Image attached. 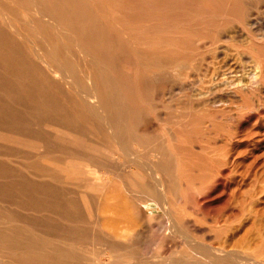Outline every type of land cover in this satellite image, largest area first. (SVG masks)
Masks as SVG:
<instances>
[{
	"label": "bare ground",
	"instance_id": "bare-ground-1",
	"mask_svg": "<svg viewBox=\"0 0 264 264\" xmlns=\"http://www.w3.org/2000/svg\"><path fill=\"white\" fill-rule=\"evenodd\" d=\"M249 4L0 0V264H264V231L223 234L208 211L193 209L207 225L185 214L238 166L236 135L207 172L186 133L251 89V57L213 46L240 38ZM171 85L185 99L166 114ZM156 212L165 250L144 255Z\"/></svg>",
	"mask_w": 264,
	"mask_h": 264
},
{
	"label": "rangeland",
	"instance_id": "rangeland-1",
	"mask_svg": "<svg viewBox=\"0 0 264 264\" xmlns=\"http://www.w3.org/2000/svg\"><path fill=\"white\" fill-rule=\"evenodd\" d=\"M250 2V22H234L241 35L235 41H222L218 38L214 42V48L227 47L232 53L229 57H236L237 60L244 61L250 59L251 64V89L240 93V98L235 103L233 110L220 112L212 119L210 125L205 126L200 121L191 125L186 136L192 141V150L198 152V160L202 162L207 172L215 171L224 166L228 150L227 138L232 133L239 139L237 158L238 166L233 178L226 175L225 187L218 186L207 192L206 200L196 204L189 201L186 204L185 214L192 221L202 225H207V220L202 219V212L208 211L210 217H219L220 222L216 223V228L225 234L234 228L242 234L246 228L260 229L264 231V0H248ZM245 33L251 36V47L239 41ZM207 52H205L206 54ZM206 55H211L207 53ZM256 76L253 77V73ZM196 80L195 70L190 71L185 82ZM175 86V85H174ZM183 92H178L173 86L164 89L158 95L157 103L165 104L163 109L166 114L174 111L177 98H182ZM160 108V107H159ZM229 115L233 116L229 119ZM167 127H176L175 120L165 121ZM206 147V149H201ZM191 151V150H190ZM192 152V151H191ZM194 155V153H192ZM200 165V167H202ZM198 167V166H197ZM198 167V168H200ZM212 179V178H211ZM210 179L206 185H213ZM250 197V198H249ZM176 208L178 207L177 204ZM198 209L201 213L194 212ZM156 218L144 233L145 246L143 253L146 255L150 250L154 254L162 255V233L159 223L162 218L156 212ZM181 235L175 233L171 238V256L177 259L182 254L185 246ZM147 241V242H146ZM155 241L157 244H151ZM190 250V248H188ZM197 258L202 257L200 253H194Z\"/></svg>",
	"mask_w": 264,
	"mask_h": 264
}]
</instances>
